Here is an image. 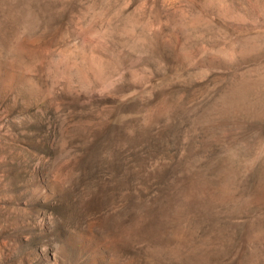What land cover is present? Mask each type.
Here are the masks:
<instances>
[{
	"label": "rangeland",
	"instance_id": "obj_1",
	"mask_svg": "<svg viewBox=\"0 0 264 264\" xmlns=\"http://www.w3.org/2000/svg\"><path fill=\"white\" fill-rule=\"evenodd\" d=\"M0 264H264V0H0Z\"/></svg>",
	"mask_w": 264,
	"mask_h": 264
}]
</instances>
